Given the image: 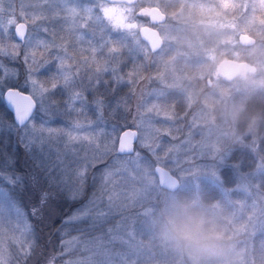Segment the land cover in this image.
<instances>
[{
	"label": "snow or ice",
	"instance_id": "snow-or-ice-1",
	"mask_svg": "<svg viewBox=\"0 0 264 264\" xmlns=\"http://www.w3.org/2000/svg\"><path fill=\"white\" fill-rule=\"evenodd\" d=\"M68 3L61 11L73 24L90 17L93 7L85 4L109 14L102 0ZM8 11L5 17L0 0V264H165L162 254L146 245L142 213L128 214L129 201L144 206L161 174L193 169L209 175L225 195L228 188L241 190L237 181H247L242 188L244 205L252 213L254 236H260L259 264H264V149L201 151L196 161L191 128L165 123L172 120L167 113L145 118L139 114L141 109L145 112L143 106L137 110L134 130L108 124L105 111L112 115L126 104L118 94L123 76L115 68L110 77L103 75L87 58L95 59L97 48L103 54L109 41L93 46L81 40L88 51L78 55L77 45L60 34L63 28L57 30L50 22L29 26L11 15L12 8ZM85 27L81 23L80 28ZM76 32L82 35L80 29ZM115 50L114 45L107 48ZM18 60L23 72L12 66ZM90 108L95 121L87 116ZM122 119L126 125L127 118ZM182 131L185 139L179 140ZM182 147L183 157L169 156ZM97 164L104 166L93 171ZM117 180L134 193L125 194L119 204L112 194ZM66 206H74L68 214ZM44 228L49 239L57 238L51 246L41 243ZM69 229L75 235L65 239ZM75 243L81 245L80 258L70 259L67 253ZM252 264H257L255 258Z\"/></svg>",
	"mask_w": 264,
	"mask_h": 264
},
{
	"label": "rangeland",
	"instance_id": "rangeland-1",
	"mask_svg": "<svg viewBox=\"0 0 264 264\" xmlns=\"http://www.w3.org/2000/svg\"><path fill=\"white\" fill-rule=\"evenodd\" d=\"M17 1L19 5L15 6L13 0H3V3L7 4L3 12L5 17L9 16L8 10L12 8L11 15L21 23L31 26L33 23L50 22L57 30L63 28L64 31L60 34L69 44L77 45L78 55L88 51L86 45L80 44L81 40H86L93 46L102 39L109 41L104 45L103 54H100L101 50L97 48L94 54L96 58L87 59L90 66H98L103 75L111 74V70L115 68L123 76L120 85H133L130 93L127 91L128 95L126 91L122 93H126V104L117 109L120 111L119 115L114 113L118 118L111 121L112 124L125 126L122 118L126 117V125L134 129L137 110L142 106L145 112L141 109L139 114L145 118L156 112L167 113L172 120L165 123H178L184 128H191L192 155L196 161L200 160L201 151L215 154L226 150L233 152L244 143L246 137L254 135L251 122L242 119L245 106L241 96L247 89L264 87V0H182L183 6L174 12L170 0H132L129 4L102 0L109 10L108 16L94 5L85 4V7L92 6L93 12L90 17L77 19L74 24L72 18L66 17L61 11L70 6L68 0ZM196 2L200 3L198 10L191 12L186 9L185 6H194ZM152 7L160 8L168 16L166 23L158 26L164 39V48L155 54L139 36L140 28L149 22L148 13ZM167 8L172 10L170 14L164 11ZM113 20L116 22L113 23ZM81 23H86L87 27L80 28ZM76 29H80L81 36H77ZM249 32L259 34L262 42L253 47L242 46L239 37ZM112 45L116 50L108 52L107 48ZM21 54L23 55L22 48ZM194 55H203L206 58L205 66H201V73L197 72H200V67L190 73L189 59ZM228 56L249 63L256 71L239 74L233 80H226L227 85L223 84V74L219 73L218 66L223 60L230 59ZM243 58L250 61H243ZM143 61L148 68L145 74L140 67ZM12 66L19 68L21 72L24 70L23 63L19 60L12 62ZM50 69H54V65H50ZM105 69L108 71L105 72ZM88 70L82 67V71ZM208 78L213 81L210 89L206 84ZM172 94L179 96L173 97ZM88 98L91 101V94ZM148 109H151V112L147 111ZM107 113L106 110L105 116L109 119ZM87 116L93 121L96 119L91 108ZM161 119L156 118L157 121ZM56 123L65 124V120H57ZM162 139L166 142L169 140L167 136ZM184 139L185 133L182 131L179 140ZM103 140L104 137L101 136L100 142ZM179 140L171 143L178 144ZM141 151L148 155L146 149ZM183 155V147L179 153L169 154L170 157L178 158ZM97 165H100V168L104 166ZM173 175L180 181V188L176 192L162 189L156 180L148 192L144 206H140L135 200L129 201L132 204L128 210L129 215L142 213L147 247L157 254H162L161 258L165 264H192L163 234L165 216L184 203L208 218L224 236V253L208 264H252L254 258L259 264L260 236H254L253 220L249 218L252 213L244 205L242 188L246 186L247 181H238L237 185L241 190L226 189L228 195H225V189L200 169L188 172L177 170ZM208 186L221 191L223 200L213 205L208 204L204 199V191ZM112 194L117 204L125 194L129 197L134 195L129 188L123 187L119 180L113 187ZM73 235L74 230L69 229L65 239ZM5 242L7 243V240ZM80 247L79 243L73 244L67 253L70 259L80 258L77 251Z\"/></svg>",
	"mask_w": 264,
	"mask_h": 264
},
{
	"label": "trees",
	"instance_id": "trees-1",
	"mask_svg": "<svg viewBox=\"0 0 264 264\" xmlns=\"http://www.w3.org/2000/svg\"><path fill=\"white\" fill-rule=\"evenodd\" d=\"M9 1L11 2V0H9ZM181 1L182 0H170L171 4L173 6V12L181 9V7L183 6V5H181ZM18 5H19V2L17 0H15V6H18ZM4 6H7V4L4 3ZM185 7L188 11L195 12V10L199 9L200 3L196 2V4L194 6H188L187 5ZM164 11H166L167 14H170V11H172V10L167 8ZM248 34L255 37V39H256L255 46L258 43L262 42V39L260 38L259 34L254 33V32H249ZM228 57L230 59H233L231 56H228ZM242 60L243 61H250V59H247V58H243ZM189 62H190V64L188 65V67L191 71L190 73L194 72V70L198 69L199 67H200V72L197 70L196 71L198 73H201V66H203V67L205 66L206 58L203 55H194V56L190 57ZM142 64L140 67L142 69L143 74H145L148 71L147 70L148 68L146 67L147 64L144 61ZM108 76L110 77L111 74H108ZM133 77L134 76H132V78ZM133 83H134V81H133ZM222 83L225 85L228 84V82L224 79L222 80ZM123 85L119 86L120 88H118V94L121 97L126 98V93L125 94H122V93L125 91L126 92L128 91L130 93L131 87L133 85H131V84H130V86H123ZM128 92H127V95H128ZM241 97L243 99L244 106H245L244 113L242 114V119L246 122H249V123L251 122L250 126L253 127L254 135L251 134L250 136L246 137L244 143L241 144L238 148H236L233 152H238V151L247 152L249 150L258 152L261 149H264V87H253L251 89H247L246 92L243 93V95ZM108 99L111 100V99H113V97L109 96ZM174 100L175 99H173V101ZM128 101L131 105L130 98H128ZM173 101H171V102H173ZM116 112L118 113L120 111L116 110ZM107 115L109 116V119H110V120L107 119L109 121L108 124H112L111 121H115L118 118L117 114L110 115L109 113H107ZM118 115H119V113H118ZM125 128L127 129L128 126L125 125ZM9 150H11V149H9ZM18 154L21 158V165H22L23 164V155H24L23 150L22 149L18 150ZM99 169H100V165H96V167L93 169V171H98ZM228 189H230V188H228ZM204 192H205L204 193V199L206 200V202L208 204L213 205L214 203L223 200V195H222L221 191H219L217 188H215L213 186L206 187ZM72 207H74V206H66L65 214L70 213L72 211ZM40 240H41L42 244H46L48 246H51L52 244L56 243L57 238L53 235L52 238L49 239L48 229L44 228L41 232Z\"/></svg>",
	"mask_w": 264,
	"mask_h": 264
},
{
	"label": "clouds",
	"instance_id": "clouds-1",
	"mask_svg": "<svg viewBox=\"0 0 264 264\" xmlns=\"http://www.w3.org/2000/svg\"><path fill=\"white\" fill-rule=\"evenodd\" d=\"M163 234L192 264H208L225 251L218 227L189 204L181 203L165 216Z\"/></svg>",
	"mask_w": 264,
	"mask_h": 264
},
{
	"label": "water",
	"instance_id": "water-1",
	"mask_svg": "<svg viewBox=\"0 0 264 264\" xmlns=\"http://www.w3.org/2000/svg\"><path fill=\"white\" fill-rule=\"evenodd\" d=\"M111 1H122L127 2L128 4L132 2V0ZM149 17L151 25L143 26L139 30V35L140 38L148 45L150 51L156 53L164 46V39L157 26L166 23L168 16L160 8L153 7L149 11ZM239 43L245 47H253L256 44V39L249 34H241L239 37ZM218 71L224 75L225 79L233 80L239 74H245L246 72L254 73L256 68L247 62L238 61L236 59H226L219 64ZM135 146L134 142V147ZM158 183L162 189L170 192H176L180 188L179 179L171 172L167 175L161 174L158 179Z\"/></svg>",
	"mask_w": 264,
	"mask_h": 264
},
{
	"label": "flooded vegetation",
	"instance_id": "flooded-vegetation-1",
	"mask_svg": "<svg viewBox=\"0 0 264 264\" xmlns=\"http://www.w3.org/2000/svg\"><path fill=\"white\" fill-rule=\"evenodd\" d=\"M126 3H127V2H126ZM152 8H153V7H152ZM148 15H149V13H148ZM146 25H151V23H150V17H149V22L146 23V24H144L143 26H146ZM143 26H142V27H143ZM142 27H141V28H142ZM141 28H140V29H141ZM157 28H158V26H157ZM139 36H140V35H139ZM163 48H164V46H163ZM163 48H162V49H163ZM162 49H161V50H162ZM161 50H160V51H161ZM160 51H158V52H160ZM158 52H156V53H158ZM152 53H153V52H152ZM154 54H155V53H154ZM223 79H224V80H228V79H225L224 75H222V80H223ZM206 84H207V86H208V87H207L208 89L212 88V85H213V81H212V79H210V78L206 79ZM175 94H176V93H175ZM172 96H173V97H175V96L178 97L179 95H172Z\"/></svg>",
	"mask_w": 264,
	"mask_h": 264
}]
</instances>
